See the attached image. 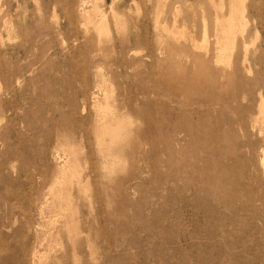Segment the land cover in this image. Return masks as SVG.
<instances>
[{
	"label": "rangeland",
	"instance_id": "1",
	"mask_svg": "<svg viewBox=\"0 0 264 264\" xmlns=\"http://www.w3.org/2000/svg\"><path fill=\"white\" fill-rule=\"evenodd\" d=\"M0 264H264V0H0Z\"/></svg>",
	"mask_w": 264,
	"mask_h": 264
},
{
	"label": "bare ground",
	"instance_id": "2",
	"mask_svg": "<svg viewBox=\"0 0 264 264\" xmlns=\"http://www.w3.org/2000/svg\"><path fill=\"white\" fill-rule=\"evenodd\" d=\"M105 109V108H104Z\"/></svg>",
	"mask_w": 264,
	"mask_h": 264
}]
</instances>
